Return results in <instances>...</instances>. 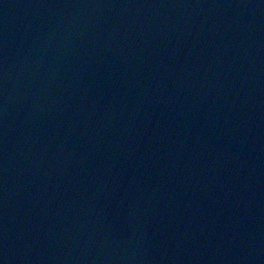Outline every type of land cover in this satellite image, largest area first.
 Wrapping results in <instances>:
<instances>
[{
	"label": "water",
	"instance_id": "obj_1",
	"mask_svg": "<svg viewBox=\"0 0 264 264\" xmlns=\"http://www.w3.org/2000/svg\"><path fill=\"white\" fill-rule=\"evenodd\" d=\"M0 264H264V0H0Z\"/></svg>",
	"mask_w": 264,
	"mask_h": 264
}]
</instances>
